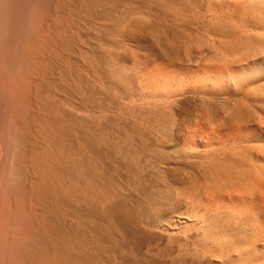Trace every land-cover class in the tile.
Here are the masks:
<instances>
[{"label": "rangeland", "instance_id": "374dc122", "mask_svg": "<svg viewBox=\"0 0 264 264\" xmlns=\"http://www.w3.org/2000/svg\"><path fill=\"white\" fill-rule=\"evenodd\" d=\"M57 1L46 26L56 15L63 30L61 72L55 82L47 68L41 91L58 93L62 138L48 134L52 186L41 200L25 197L41 224L34 263L264 264L262 94L210 90L200 72L243 45L233 33L251 6L226 14L229 0Z\"/></svg>", "mask_w": 264, "mask_h": 264}, {"label": "bare ground", "instance_id": "6f19581e", "mask_svg": "<svg viewBox=\"0 0 264 264\" xmlns=\"http://www.w3.org/2000/svg\"><path fill=\"white\" fill-rule=\"evenodd\" d=\"M56 1L57 0H0V264H33L35 258L40 256V254L38 256L36 255L37 257L28 254V250L32 248L34 244H37V239L40 236L38 233L41 227L39 225L41 224L37 223L39 222L38 220H34V216H32L34 217L32 219L30 214L31 211H29L27 207L29 204L26 205L25 197L26 195L31 196L33 194L35 197H33L34 199H43V195H46V193H44L46 186H52L54 182L50 180L49 183H52L47 185L48 178L50 177L47 176V172L49 171V174L52 173V171L50 172V170H47V165L53 163L52 161L48 162L49 156H51L49 150L52 149V151H54L53 149H55L49 146V141L47 142V139L52 135L56 142L60 141L57 140V138H59L57 137L58 134L60 135L59 129L62 128V126L59 127L60 108L58 109L57 106V103L60 101L57 102L54 100L57 96H53L54 94L57 95V92L54 94L50 93L51 95L48 94L50 96L48 98V95H44L41 90L44 84L42 75L47 68H51L54 81L56 82V72H58L56 71L58 68L57 60L58 56L61 54H59V51L62 52L59 46H61L60 33H62L63 30L60 32L55 18L56 15L52 16L53 19L51 17L50 27L48 28V25L46 26V13L48 11L51 12L52 9L56 10L58 5L60 6L59 1H57L58 4ZM247 5H250L251 9L246 10L247 13L245 12L240 16L233 33L234 38L244 42L243 45L231 50L228 49L229 51H222L223 55L221 59L217 57L215 61L213 59V61H207L205 67L200 70L204 75L201 83L203 87L210 88V90L220 89L226 92L230 90L241 91L244 90V88H251L250 90L256 95L257 92L262 94V97L259 96V99L264 102V0H229V4H227L224 11L223 9L222 11L224 13L226 12V14L233 13L234 7H246ZM57 12L54 13L56 14ZM217 13H219V11ZM58 22L62 25L61 21ZM46 54H48V57ZM60 57L61 56H59V58ZM46 58H48V63L46 62ZM58 70L61 72L60 68H58ZM60 74L59 76H61ZM46 83L45 87L50 89L54 87L53 85L49 87V84L46 86ZM55 87L59 90L58 84L55 85ZM38 89L49 99L48 101L51 102V100H53L51 104L46 102V97L44 98L43 95H38L40 94ZM57 89L55 90L57 91ZM152 90L155 91V93L159 92L161 94L165 91L158 86L154 87ZM51 96L53 99H50ZM46 105H48L47 108L52 105V110L49 109L51 113L46 110ZM46 111L49 112L47 115L49 118L47 120ZM61 113L63 112L60 111V114ZM60 118L62 121V116ZM49 133L50 135L48 136ZM60 138H62L61 135ZM58 152L60 153V150ZM55 153H57V151ZM56 157L58 156L56 155ZM56 157L54 156L53 161L57 160L58 162ZM53 172H55V169ZM58 173L59 170L57 174ZM245 174L246 172L244 175ZM57 178L59 179V177ZM254 181L253 179V182ZM60 183L61 181L58 184L62 185ZM59 185L57 186L56 183V188L54 184L52 189L53 202L55 205L57 203L59 204V200L57 201L59 197V193H57ZM263 185H261V187H263ZM257 186L260 185L258 184ZM241 190L240 188V192ZM262 190H264V188L259 192ZM255 191L256 190H254V192ZM50 193L51 190L49 189V193H47L49 194L47 195L48 197L51 196ZM260 195L262 200H260L261 202L258 204L260 207L262 205V208H264V191H262ZM43 201L44 200H42V203ZM47 203L45 204L46 206L49 205ZM51 208L49 210H51ZM56 209L59 210V205ZM36 211L33 213L38 214L40 212V210H38V213H36ZM48 212H46V214ZM39 219H41L40 222L43 221L42 218ZM14 255H16L17 259L13 258Z\"/></svg>", "mask_w": 264, "mask_h": 264}]
</instances>
